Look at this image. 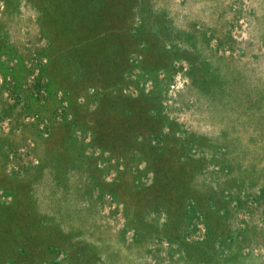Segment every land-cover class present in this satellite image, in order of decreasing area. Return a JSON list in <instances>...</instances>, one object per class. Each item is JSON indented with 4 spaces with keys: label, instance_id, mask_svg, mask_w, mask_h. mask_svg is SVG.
Here are the masks:
<instances>
[{
    "label": "rangeland",
    "instance_id": "rangeland-1",
    "mask_svg": "<svg viewBox=\"0 0 264 264\" xmlns=\"http://www.w3.org/2000/svg\"><path fill=\"white\" fill-rule=\"evenodd\" d=\"M0 264H264V0H0Z\"/></svg>",
    "mask_w": 264,
    "mask_h": 264
}]
</instances>
